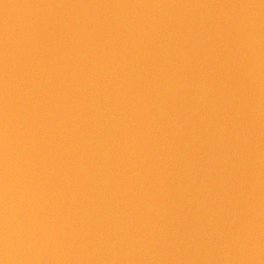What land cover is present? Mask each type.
<instances>
[{"label": "water", "instance_id": "95a60500", "mask_svg": "<svg viewBox=\"0 0 264 264\" xmlns=\"http://www.w3.org/2000/svg\"><path fill=\"white\" fill-rule=\"evenodd\" d=\"M0 264H264V0H0Z\"/></svg>", "mask_w": 264, "mask_h": 264}]
</instances>
